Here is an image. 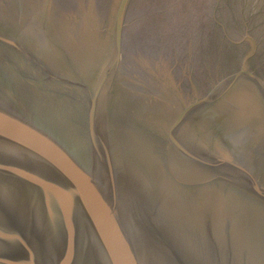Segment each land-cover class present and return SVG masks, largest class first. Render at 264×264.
<instances>
[{"label":"water","instance_id":"95a60500","mask_svg":"<svg viewBox=\"0 0 264 264\" xmlns=\"http://www.w3.org/2000/svg\"><path fill=\"white\" fill-rule=\"evenodd\" d=\"M27 94L0 64V264H264V0H213Z\"/></svg>","mask_w":264,"mask_h":264},{"label":"rangeland","instance_id":"374dc122","mask_svg":"<svg viewBox=\"0 0 264 264\" xmlns=\"http://www.w3.org/2000/svg\"><path fill=\"white\" fill-rule=\"evenodd\" d=\"M121 0H0V64L27 94L46 90L111 55ZM146 1V2H144ZM213 0H130L122 48Z\"/></svg>","mask_w":264,"mask_h":264},{"label":"bare ground","instance_id":"6f19581e","mask_svg":"<svg viewBox=\"0 0 264 264\" xmlns=\"http://www.w3.org/2000/svg\"><path fill=\"white\" fill-rule=\"evenodd\" d=\"M144 2H146V1H144ZM208 3H209V1H208ZM146 4H147V2H146ZM111 53H112V51H111Z\"/></svg>","mask_w":264,"mask_h":264}]
</instances>
